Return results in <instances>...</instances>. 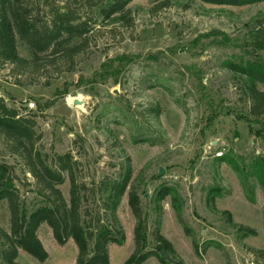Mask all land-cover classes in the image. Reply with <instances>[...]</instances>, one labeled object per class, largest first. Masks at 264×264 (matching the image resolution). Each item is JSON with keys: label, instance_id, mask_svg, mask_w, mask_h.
I'll list each match as a JSON object with an SVG mask.
<instances>
[{"label": "rangeland", "instance_id": "obj_1", "mask_svg": "<svg viewBox=\"0 0 264 264\" xmlns=\"http://www.w3.org/2000/svg\"><path fill=\"white\" fill-rule=\"evenodd\" d=\"M22 1L41 26L62 5L89 23L86 36L71 42L86 40L72 57L59 50L40 54L34 67L0 66V97L36 122L34 148L49 157L71 151L78 161L76 179L88 187L85 237L95 200L109 193L96 187L129 160L130 182L146 215L147 249H154L158 217L171 243L169 251L163 249L171 261L160 255L163 260L152 256L143 264H264V254L254 252L264 249V190L253 168L256 156H264V117L250 114L248 79L229 66L264 60L251 45L253 28L264 22V1L231 6L169 0L153 9L161 0H132L123 21L104 18L86 0ZM16 49L20 57H32L18 36ZM28 101L35 108H27ZM8 141L0 134V163L13 167L14 183L31 211L41 199ZM69 187L66 175L59 185L66 201ZM163 188L171 194L154 203ZM128 190L117 209L126 238L121 246L109 245L110 264H123L134 248ZM0 228L10 233L6 200L0 201ZM37 236L48 258L39 262L19 249V264H75L71 239L58 245L46 223Z\"/></svg>", "mask_w": 264, "mask_h": 264}, {"label": "trees", "instance_id": "obj_2", "mask_svg": "<svg viewBox=\"0 0 264 264\" xmlns=\"http://www.w3.org/2000/svg\"><path fill=\"white\" fill-rule=\"evenodd\" d=\"M89 5L96 6L100 15L109 19L115 17L127 20V5L132 0H86ZM209 4L243 6L264 0H200ZM105 2V3H104ZM104 3V4H103ZM169 0H161L153 9L166 7ZM119 14L115 16V14ZM128 22V21H127ZM89 23L80 20L75 11L67 5L56 8L51 14L49 22L39 25L29 17V12L22 0H0V66L10 64L15 69L25 65L36 66L39 56L49 52L55 54L63 50L64 54L72 57L86 43H71L76 38L85 37ZM16 36L23 40L29 48L32 57H20L16 49ZM251 45L254 51L264 53V22L259 23L252 30ZM232 70L248 79L245 91L249 99V112L255 118L264 117V91L257 85L264 86V60L258 59L242 65H229ZM15 84L20 85L19 80ZM49 107V104L45 108ZM214 115L209 117L211 122ZM36 122L19 115L18 109L8 106L0 97V134L11 142V152L16 154L34 179L32 191L41 199L42 205L29 210L25 200L21 197L15 185L17 179L10 164L0 163V201L6 200L9 210L10 233L0 228V264H19L16 261L18 250L21 249L39 262H44L48 254L43 248L37 229L46 223L51 229L56 243L63 246L71 239L77 249L75 264H110L109 245H123L125 242L124 228L117 215L120 200L127 188V200L130 211L135 218L133 228L134 248L123 264H143L152 256L160 257L159 251L171 249V243L160 232V218L155 220L152 233L154 249L148 250L147 221L141 207L137 189L131 185L132 168L128 162L122 165L119 173L113 178H104L96 187L97 193L102 187H108L109 193L103 198L95 200L92 216L87 223L86 237L82 229V218L87 215L85 192L88 187L84 181H77L75 168L77 159L71 151L62 155L49 157L34 148L38 138L35 131ZM221 159L220 157H217ZM253 163L254 174L264 190V156L257 155ZM68 177L69 201H66L59 185ZM171 194L168 188L161 189L156 195V201ZM174 195V194H173ZM156 211L159 208L155 206ZM178 222L186 235H190L188 227L179 209H175ZM91 240L93 245L87 241ZM192 246L197 245L192 239ZM263 255V250L254 251Z\"/></svg>", "mask_w": 264, "mask_h": 264}, {"label": "water", "instance_id": "obj_3", "mask_svg": "<svg viewBox=\"0 0 264 264\" xmlns=\"http://www.w3.org/2000/svg\"><path fill=\"white\" fill-rule=\"evenodd\" d=\"M73 103L75 104V105H80V104H82V102L80 101V100H78V99H74V101H73ZM162 170V169H161ZM162 172V171H161ZM160 255L163 257V258H165L166 260H168V261H171L172 259L168 256V254L166 253V251H161L160 252Z\"/></svg>", "mask_w": 264, "mask_h": 264}, {"label": "built area", "instance_id": "obj_4", "mask_svg": "<svg viewBox=\"0 0 264 264\" xmlns=\"http://www.w3.org/2000/svg\"><path fill=\"white\" fill-rule=\"evenodd\" d=\"M26 106H27V108H29V109H33V108H35V104H34L33 101H28V102L26 103ZM216 156H218V157L222 156V152H221V151L217 152V153H216Z\"/></svg>", "mask_w": 264, "mask_h": 264}]
</instances>
